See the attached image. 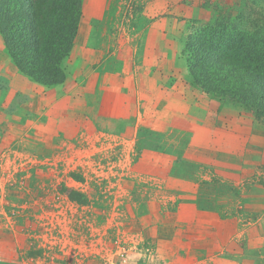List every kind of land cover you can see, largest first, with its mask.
<instances>
[{
  "label": "rangeland",
  "instance_id": "obj_1",
  "mask_svg": "<svg viewBox=\"0 0 264 264\" xmlns=\"http://www.w3.org/2000/svg\"><path fill=\"white\" fill-rule=\"evenodd\" d=\"M80 17L55 86L0 34V264H264V117L203 89L188 52L208 28L264 35V0H82ZM112 46L133 55L125 108ZM85 83L103 89L85 98Z\"/></svg>",
  "mask_w": 264,
  "mask_h": 264
},
{
  "label": "trees",
  "instance_id": "obj_2",
  "mask_svg": "<svg viewBox=\"0 0 264 264\" xmlns=\"http://www.w3.org/2000/svg\"><path fill=\"white\" fill-rule=\"evenodd\" d=\"M81 7L82 0H0V34L24 74L50 86L64 82L59 64L72 52ZM224 31L189 38L190 74L209 93L264 117V35Z\"/></svg>",
  "mask_w": 264,
  "mask_h": 264
},
{
  "label": "crops",
  "instance_id": "obj_3",
  "mask_svg": "<svg viewBox=\"0 0 264 264\" xmlns=\"http://www.w3.org/2000/svg\"><path fill=\"white\" fill-rule=\"evenodd\" d=\"M85 23L84 24H82V26H81V34H83V32L85 31ZM80 34V35H81ZM79 38V37H78ZM81 41V40H80ZM146 42V44H147V40L145 41ZM145 42H144V44H145ZM127 44V41L126 42H124V45L125 46H127L126 45ZM3 45H2V43H1V39H0V47L1 48H3L2 47ZM113 48H112V50L114 51L113 53H112V78H114V81H112V86H110V91H111V93H112V108L113 107H116V108H125L126 106L124 105V103L122 102L121 103V100L122 99H125V97L127 96H130L133 92V90L134 89H132V88H134V85H133V79H134V77H135V75L134 74H132L131 72H130V68L128 69L129 71H125L126 70V67H123L122 68V66H121V63L120 62H124V64H125V66H127V56L129 57L130 56V61H131V59H132V57H133V55H132V53H131V51H129V52H126V55H124V58H122V57H120V54H121V51H122V49H121V47L119 48V47H114V46H112ZM157 55H156V61H160L161 59H162V54H159V49H158V52L156 53ZM95 57H96V52H95V50L93 49H89V48H87L86 50H85V55H84V59H87L89 62H92V61H94V59H95ZM153 59V58H152ZM98 63H100V64H98V69H101V61H99ZM9 64H10V62L7 60L5 63H4V65H8L9 66ZM6 68V67H5ZM97 69V70H98ZM1 70V69H0ZM4 70V69H3ZM6 73H8V78L9 77H12V79L14 78L18 83H20V85H22V87L20 88V90L22 91L21 93H23L24 91H25V89H26V87L25 86H29L30 84H29V82H28V79L25 77V76H23V75H21V74H19V72L17 73V71H16V69H13V68H8L7 67V69H6ZM132 76V80L130 79V77L129 76ZM146 76H140L141 77V79L143 80V82H145L146 80H148V82L149 83H152L153 81H155V84H157V79H156V76H157V74H154V72H153V70L151 69V70H148L147 69V71H146V74H145ZM16 76V77H15ZM125 81V83L123 84V82ZM159 82V81H158ZM147 85V84H146ZM31 86V85H30ZM96 86H97V84H95V85H89L88 83H85L81 88L83 89V92H85V98H86V96H90V95H92V96H94V95H97L99 92H97V90H96ZM15 87V86H14ZM61 87H63V86H60V87H58V88H61ZM100 90H102L103 89V87H101V86H97ZM57 87L56 88H53V90H49V91H47V92H49L50 93V95L52 96V94H53V96H54V94L55 93H57V94H55V96L54 97H59V95H60V100H62L63 98H66L67 97V92L66 91H64V87L63 88H61V89H58ZM29 89V88H28ZM58 89V90H57ZM30 90V89H29ZM44 90H43V88L42 87H39V90H37V88L36 89H34L33 91H31V94H30V97L32 98L33 96H35V97H38L37 96V93L38 92H43ZM61 91V92H60ZM63 91V92H62ZM59 92V93H58ZM141 94V93H140ZM140 96V95H139ZM85 98L82 100V102H79L78 103V106H74V109H77V108H79L80 106H84L85 104ZM98 99V98H97ZM121 104V105H120ZM98 108H99V106L98 107H96V109L94 110V112L95 111H97L98 110ZM112 113H114V111H113V109H112ZM120 114V113H119ZM122 116V115H121ZM120 116V117H121ZM120 117H119V115L116 113V116H112V119L114 120L115 119V123H119L120 122ZM126 116H124L122 119H124ZM94 119V118H93Z\"/></svg>",
  "mask_w": 264,
  "mask_h": 264
}]
</instances>
